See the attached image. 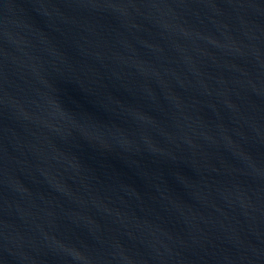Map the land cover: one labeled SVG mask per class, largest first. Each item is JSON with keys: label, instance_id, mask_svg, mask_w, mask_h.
I'll use <instances>...</instances> for the list:
<instances>
[{"label": "water", "instance_id": "water-1", "mask_svg": "<svg viewBox=\"0 0 264 264\" xmlns=\"http://www.w3.org/2000/svg\"><path fill=\"white\" fill-rule=\"evenodd\" d=\"M59 1L243 263L264 264V0Z\"/></svg>", "mask_w": 264, "mask_h": 264}]
</instances>
